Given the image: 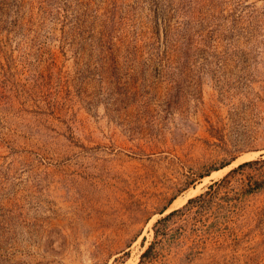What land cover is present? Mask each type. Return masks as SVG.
<instances>
[{
  "label": "rangeland",
  "instance_id": "1",
  "mask_svg": "<svg viewBox=\"0 0 264 264\" xmlns=\"http://www.w3.org/2000/svg\"><path fill=\"white\" fill-rule=\"evenodd\" d=\"M247 153L264 0H0V264H137ZM241 206L234 239L167 264H264V187Z\"/></svg>",
  "mask_w": 264,
  "mask_h": 264
},
{
  "label": "trees",
  "instance_id": "2",
  "mask_svg": "<svg viewBox=\"0 0 264 264\" xmlns=\"http://www.w3.org/2000/svg\"><path fill=\"white\" fill-rule=\"evenodd\" d=\"M232 182H238L239 188H233ZM263 187L264 157L240 163L212 182L203 193L159 218L153 225V239L140 254L137 264H167L172 248L186 245L185 238H191L192 242L183 254L185 260L198 254V249L206 243H215L220 238L234 239L231 224L240 215L243 195Z\"/></svg>",
  "mask_w": 264,
  "mask_h": 264
},
{
  "label": "bare ground",
  "instance_id": "3",
  "mask_svg": "<svg viewBox=\"0 0 264 264\" xmlns=\"http://www.w3.org/2000/svg\"><path fill=\"white\" fill-rule=\"evenodd\" d=\"M253 154H254V153H247V154H245V155L239 157V158H238L237 160H235L234 162H232L231 165L236 164L237 162H240V161H244L245 159L252 158ZM255 155H256V154H255ZM231 165H229V166H227V167H225V168H222V169L216 171L215 173H213L212 176H213L214 178H216V177L222 175L223 173H225L226 170H228V168H229ZM199 188H200V187L198 186L196 189H192L191 192L195 194V192L198 191ZM180 199H181V197H178L177 199L174 200V203L179 202Z\"/></svg>",
  "mask_w": 264,
  "mask_h": 264
},
{
  "label": "water",
  "instance_id": "4",
  "mask_svg": "<svg viewBox=\"0 0 264 264\" xmlns=\"http://www.w3.org/2000/svg\"><path fill=\"white\" fill-rule=\"evenodd\" d=\"M246 161H248V160H246ZM245 162V161H244ZM241 163H243V162H241Z\"/></svg>",
  "mask_w": 264,
  "mask_h": 264
}]
</instances>
